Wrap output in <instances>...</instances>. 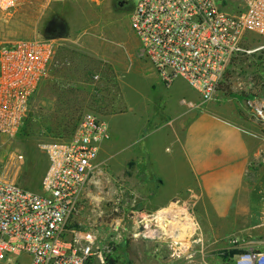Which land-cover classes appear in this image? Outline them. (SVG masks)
<instances>
[{"label": "rangeland", "instance_id": "374dc122", "mask_svg": "<svg viewBox=\"0 0 264 264\" xmlns=\"http://www.w3.org/2000/svg\"><path fill=\"white\" fill-rule=\"evenodd\" d=\"M139 1L130 0L127 6ZM242 3L217 0L233 11ZM128 10L118 8L115 0H26L14 12L0 13V48L15 40L45 38L51 21L65 28L48 75L29 101L22 126L13 135L0 137V181L40 193L48 165L45 146L69 140L86 113L101 121L118 115L121 108L126 110L124 98L134 108L131 120L140 126L139 136L152 130L157 116L137 72L145 61L129 26ZM260 42L249 35L243 47L254 49ZM211 103L232 115L246 135L258 139L263 151L253 162L244 187L260 195L264 206V112L259 116L255 111L264 106V54L231 61ZM113 148L99 153L98 168L89 176L66 223L76 232L97 230L100 237L111 241L112 264H235L246 250L264 245V221L250 212L233 216L234 222L221 221L198 199V192L187 186L183 193L179 191V200L173 199L167 223L151 216L136 224L140 225L136 230L135 211L150 214L156 208L133 203L134 177L128 175V163L122 176L118 175ZM138 190L148 195L152 186L141 184ZM246 195L242 191L238 203L246 204ZM230 237H239L238 243L230 244Z\"/></svg>", "mask_w": 264, "mask_h": 264}, {"label": "built area", "instance_id": "2783aa9c", "mask_svg": "<svg viewBox=\"0 0 264 264\" xmlns=\"http://www.w3.org/2000/svg\"><path fill=\"white\" fill-rule=\"evenodd\" d=\"M25 1L0 0V13L14 12ZM241 1L235 11L217 0H140L127 6L141 56L165 87L184 81L202 106L218 95L231 61L264 54V0ZM249 35L261 41L250 50L243 47ZM57 41L22 39L0 48V137L22 126L29 101L54 62ZM255 111L261 116L264 106ZM109 138L108 125L86 113L69 140L45 146L48 165L40 193L0 181V264H111V241L97 230L66 226ZM145 217L140 224L151 218ZM238 241L228 239L232 245ZM235 264H264V245L246 250Z\"/></svg>", "mask_w": 264, "mask_h": 264}, {"label": "crops", "instance_id": "0c3cea01", "mask_svg": "<svg viewBox=\"0 0 264 264\" xmlns=\"http://www.w3.org/2000/svg\"><path fill=\"white\" fill-rule=\"evenodd\" d=\"M144 61L137 72L142 76L140 81L153 104L157 122L147 136L140 137V126L131 120L134 108L124 98L127 111L120 107L122 112L104 121L110 140L98 152L99 155L114 147L118 175L121 177L127 168L128 175L134 177L133 203L140 201L143 207L156 208L150 214L136 210L135 229H140L136 224L144 216H159L162 223H167L173 199L179 200V191L183 193L186 186L196 190L198 199L221 221L232 222L233 216L246 212L264 221L262 197L244 187L253 162L259 160L263 151L258 139L246 135L232 115L216 108V103L199 105L198 94L184 81L178 79L165 87L153 67ZM141 184H151L149 196L141 195ZM170 191L175 193L170 196ZM242 191L247 192L246 204L238 203ZM233 208L236 209L232 211ZM261 222L257 224L263 225ZM155 229L161 233L157 226Z\"/></svg>", "mask_w": 264, "mask_h": 264}, {"label": "trees", "instance_id": "16d2710c", "mask_svg": "<svg viewBox=\"0 0 264 264\" xmlns=\"http://www.w3.org/2000/svg\"><path fill=\"white\" fill-rule=\"evenodd\" d=\"M49 39H60L65 37V28L64 26L59 22H54L52 24V29L47 32L46 35ZM112 264V261H111Z\"/></svg>", "mask_w": 264, "mask_h": 264}, {"label": "flooded vegetation", "instance_id": "af4514ba", "mask_svg": "<svg viewBox=\"0 0 264 264\" xmlns=\"http://www.w3.org/2000/svg\"><path fill=\"white\" fill-rule=\"evenodd\" d=\"M116 1V6L118 7V8H126V9H128L129 7H127L123 2H121V1H118V0H115ZM54 23V21H51L50 23H49V25L46 27V29H45V35H47L46 33L47 32H49L51 29H52V24Z\"/></svg>", "mask_w": 264, "mask_h": 264}, {"label": "bare ground", "instance_id": "6f19581e", "mask_svg": "<svg viewBox=\"0 0 264 264\" xmlns=\"http://www.w3.org/2000/svg\"><path fill=\"white\" fill-rule=\"evenodd\" d=\"M176 222H177V221H176ZM178 224L181 225V222H179ZM178 224H177L176 226H179ZM176 226L174 227L175 229H176ZM166 230H167V229H166ZM167 231H168V232H166L167 235H169V236L172 235V233L169 232V230H167ZM172 236H173V235H172Z\"/></svg>", "mask_w": 264, "mask_h": 264}]
</instances>
